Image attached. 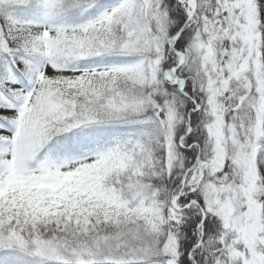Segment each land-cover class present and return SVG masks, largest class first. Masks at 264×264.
Returning <instances> with one entry per match:
<instances>
[{
    "label": "snow or ice",
    "instance_id": "1",
    "mask_svg": "<svg viewBox=\"0 0 264 264\" xmlns=\"http://www.w3.org/2000/svg\"><path fill=\"white\" fill-rule=\"evenodd\" d=\"M0 264H264V0H0Z\"/></svg>",
    "mask_w": 264,
    "mask_h": 264
}]
</instances>
